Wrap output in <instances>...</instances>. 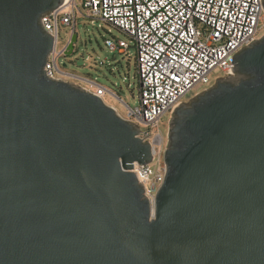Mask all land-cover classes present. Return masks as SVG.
Instances as JSON below:
<instances>
[{
    "label": "water",
    "instance_id": "95a60500",
    "mask_svg": "<svg viewBox=\"0 0 264 264\" xmlns=\"http://www.w3.org/2000/svg\"><path fill=\"white\" fill-rule=\"evenodd\" d=\"M62 2L0 0V264H264V36L174 109L152 216L139 126L46 75Z\"/></svg>",
    "mask_w": 264,
    "mask_h": 264
},
{
    "label": "built area",
    "instance_id": "2783aa9c",
    "mask_svg": "<svg viewBox=\"0 0 264 264\" xmlns=\"http://www.w3.org/2000/svg\"><path fill=\"white\" fill-rule=\"evenodd\" d=\"M80 18L118 28L136 49L140 104L132 108L123 101L129 107L124 118L139 126L142 133L138 136L152 146V160L142 165L135 162L132 170L145 189L154 216L156 196L167 173L162 116L174 114L189 91L210 84L213 70L220 68L224 78L236 76L233 57L264 36L263 0H63L42 19L44 29L54 38L44 67L46 75L56 81L74 79L101 86L91 78L63 70L59 63L77 33ZM63 27H69L71 33L68 44L59 48ZM106 44L112 52L131 48L120 38H108Z\"/></svg>",
    "mask_w": 264,
    "mask_h": 264
},
{
    "label": "rangeland",
    "instance_id": "374dc122",
    "mask_svg": "<svg viewBox=\"0 0 264 264\" xmlns=\"http://www.w3.org/2000/svg\"><path fill=\"white\" fill-rule=\"evenodd\" d=\"M76 31L78 37L74 42V49L72 53L62 55L59 58L60 66L67 72L95 80L101 86L74 79L70 81L84 85L89 90L99 93L109 105L117 109L121 116L128 117L129 107L125 103L132 108L140 104L136 49L130 37L118 28L101 20L92 22L88 18L79 19ZM70 33L69 27L61 29L58 40L59 48H63L68 44ZM108 38L124 39L131 45V48L126 52H112L106 44ZM224 77L226 75L220 68L213 70L210 73V84L192 89L183 96V101L190 102L198 93L214 85L218 78ZM173 117L174 114L167 112L161 119L160 129L164 136L165 148L169 142L170 120Z\"/></svg>",
    "mask_w": 264,
    "mask_h": 264
},
{
    "label": "trees",
    "instance_id": "16d2710c",
    "mask_svg": "<svg viewBox=\"0 0 264 264\" xmlns=\"http://www.w3.org/2000/svg\"><path fill=\"white\" fill-rule=\"evenodd\" d=\"M111 90V89H110ZM111 91H113V90H111ZM115 92V91H114Z\"/></svg>",
    "mask_w": 264,
    "mask_h": 264
}]
</instances>
